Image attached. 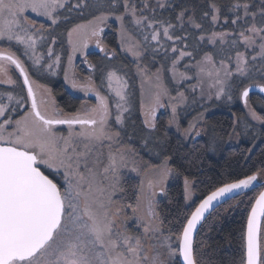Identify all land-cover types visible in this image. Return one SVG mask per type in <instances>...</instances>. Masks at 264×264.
I'll return each instance as SVG.
<instances>
[{
  "label": "snow or ice",
  "instance_id": "obj_1",
  "mask_svg": "<svg viewBox=\"0 0 264 264\" xmlns=\"http://www.w3.org/2000/svg\"><path fill=\"white\" fill-rule=\"evenodd\" d=\"M156 7L164 8L165 3L158 0ZM200 7L199 17L195 9L187 7L175 16L181 28L187 23L201 33L195 38L192 51L185 50L189 46L184 43L187 36L175 35L176 25L170 20L144 14L145 10L155 12L148 0H140L139 5L136 0H0V41L23 45L22 55L38 70L53 72L61 67V56L52 47L39 52L38 43L45 41L46 29L43 24L37 26L36 21H30L26 13L46 17L49 27H53L59 26L62 19L69 20L61 9L68 13L90 9V20L67 30L71 47L67 62L73 67L79 54L90 69H95L97 65L88 59L90 43L94 42L103 59H117L116 50L104 43L105 29L111 28L110 21H114L120 48L135 58L137 72L151 84L145 102L144 80L141 81V131L147 133L139 137L142 147L153 140L160 108L170 107L167 123L178 132L181 129L177 112L187 97L179 90L171 95L164 84L166 71L179 82L193 79L188 72L194 70L197 83L191 86L193 92L199 87L201 97L207 94L210 101L242 103L246 116L264 124V116L250 103L254 88L264 93V0L259 5L253 0H232L223 6L217 0H205ZM224 8L231 17L223 12ZM221 15L233 30L206 33L203 22L210 18L211 24L216 25ZM137 35L143 39H137ZM162 40L172 42L171 67L162 64L150 73L139 61L150 42L156 44L152 48L155 60L165 47ZM202 42L213 46L219 43L220 47L205 51ZM51 43H56L54 36ZM225 44L227 48L223 47ZM164 55L167 59V50ZM185 58L195 63L184 65L185 70L180 71L178 66ZM12 66L19 70L22 82L9 74ZM124 67H102L101 87L109 95L103 94L91 77L85 85L70 80L72 88H80L86 94L94 92L96 103L66 113L54 99L38 100L42 86L30 79L24 62L10 46L0 47V84L13 86L0 99V264H209L203 255L204 241L198 239L208 216L229 199L235 201L229 208H240L244 201L239 197L246 195L244 190L255 188L261 190L246 205L250 210L242 226L239 264H264V169L243 178L227 177L196 203L195 178L170 167L168 156L158 164L145 160L128 135L133 93ZM65 79L69 80L68 69ZM43 91L50 96V89ZM25 105L28 107L20 114L19 109ZM207 111L205 108L188 122L182 132L184 138L210 132L211 144H215L216 129L206 120ZM242 122L246 128L251 127L246 119ZM240 123L239 118L234 120L230 137L236 135ZM195 152L193 148L194 158ZM129 173L139 178L135 203L122 202ZM181 177L187 211L166 225L157 211L155 197L165 193L170 178ZM258 179L259 183H254ZM118 194L120 200L115 199Z\"/></svg>",
  "mask_w": 264,
  "mask_h": 264
},
{
  "label": "trees",
  "instance_id": "obj_2",
  "mask_svg": "<svg viewBox=\"0 0 264 264\" xmlns=\"http://www.w3.org/2000/svg\"><path fill=\"white\" fill-rule=\"evenodd\" d=\"M137 4H140V0H136ZM165 3L164 8L156 7L158 0H148V3L152 8H155V12L152 13L145 10V15H154L156 19L170 20L175 28V35L187 36L184 41L189 46L185 49L186 51H192V46L195 43V38L201 35L199 30L192 29L187 23L181 28L179 23L175 20V16L181 11L182 8L187 7L190 10L195 9V14L199 17L202 14L200 5L205 3V0H162ZM219 4L227 5L232 0H217ZM254 3L259 5L260 0H253ZM206 10V9H203ZM256 10V9H253ZM223 12L231 17V13L227 12L224 8ZM62 15H67L69 20H61L59 26L49 27L47 24L45 27L48 28L51 33V37L56 38V49L61 50L63 58H67L70 45L67 42V30L75 24L86 23L92 18V10L85 9L82 12L73 10L68 13L63 10ZM191 14V12H190ZM204 28L206 33L211 31H232L233 26L228 23L225 24L224 15H221L220 22L216 25H212L210 18L204 22ZM112 27L106 33V43L109 48L116 50L117 59L109 61L103 59V55L94 50L89 53L88 59L91 63L96 64L97 68L94 69L96 82L99 84L102 77V67L109 64H116L119 66H125L129 83L132 89V110L127 120V133L130 134L135 140L136 144H140L139 137L142 134V118L140 112V99L141 77L136 70V63L134 57L125 52L120 48L118 42V35L115 31L117 25L114 21H110ZM188 33L193 35L188 36ZM49 38V39H50ZM142 40V36L137 37ZM1 45V44H0ZM177 47H183V44H177ZM201 47L205 51H213L214 47H220L219 43L216 46L207 44L206 42L201 43ZM223 47L227 48L225 44ZM168 51V58H165V51ZM243 51L244 49H240ZM250 51V50H249ZM234 54V53H233ZM178 55V53H177ZM153 53L151 49L145 53L144 57L139 61L142 66H146L150 71L156 70L162 64L168 65V59L172 57L170 51V45L166 46V49H160L156 54L155 60L152 59ZM189 59V58H187ZM196 59H199L197 56ZM81 64L78 62L77 67ZM65 63L62 62L61 73L57 77L53 76L48 72H42L37 79L39 82L48 85L52 88L53 94L58 102V105L66 112H76L83 100L85 99L80 93L73 92L66 86L64 78V67ZM87 70L85 65L79 68L80 76H84ZM164 81L172 89L173 96L176 95L177 90L184 89L183 86H178L171 82L169 77V71L164 72ZM83 82L87 83L86 80ZM96 83V86L98 85ZM101 84V83H100ZM13 89L12 87H10ZM5 86H0V89L10 90ZM19 92V89H16ZM250 103L256 109L257 113L264 116V94L254 92L250 94ZM210 111L205 116L206 120L210 125L214 126L216 131L215 144H211V133L205 132L204 137L197 141L186 140L181 135L177 134L174 130L169 131L166 123L169 119L168 114L159 119L157 135L154 138L155 143L149 144L144 147V151L150 155L152 150L160 154V157H170V165L174 169H179L184 175L194 177L196 180L195 188L193 189L194 196L193 200L198 203L204 195L214 190L216 186H219L221 181H224L227 177L243 178V175H250L260 169H264V124L259 121L252 120L250 116H246L247 109L244 108L242 103L233 102L226 103L223 100H213L211 104L206 105ZM189 110V109H188ZM194 110H198V107H194ZM171 113V112H170ZM196 113V112H195ZM189 116H192L190 114ZM237 118L240 119V126L235 129L236 135L229 136L228 134L233 131V122ZM247 120L251 127H245L243 120ZM135 133V134H134ZM129 135V136H130ZM157 141V143H156ZM134 143V142H133ZM152 145V146H151ZM195 148V158L193 157L192 150ZM251 149V151H249ZM143 151V153H145ZM152 156V155H151ZM155 157V156H154ZM153 157V158H154ZM131 184L125 185V197L123 203H131L129 194L134 195ZM261 189L255 188L249 190L246 195L239 197L244 201V205L240 208H229V205L235 204L234 200H229L227 203L222 204L208 217L204 227L200 230L198 239L204 241L203 255L204 259L209 264H232L236 261L239 264L240 257L242 255V244L241 239L242 226L246 223L247 210L246 205L248 204L249 198H254L258 195ZM132 197V196H131ZM129 199V200H128ZM185 201L183 199V178H179L174 183L169 185L166 190L165 197L160 200L158 204V212L161 217L164 218L165 224L169 225L170 221H174L176 217L181 215L187 209L184 207ZM227 210V211H226Z\"/></svg>",
  "mask_w": 264,
  "mask_h": 264
},
{
  "label": "rangeland",
  "instance_id": "obj_3",
  "mask_svg": "<svg viewBox=\"0 0 264 264\" xmlns=\"http://www.w3.org/2000/svg\"><path fill=\"white\" fill-rule=\"evenodd\" d=\"M70 3H75V0H70ZM61 13L63 12V9H61V10H59ZM26 15L28 16V18H29V20L30 21H36V23H37V26H39L40 24H43L44 26H46L47 24H50V21L46 18V17H43V16H38L37 14H35V13H32L31 11H28L27 13H26ZM37 18V19H36ZM41 18V19H40ZM45 29H46V33H45V41H43V42H39L38 43V50H39V52H41V53H43V52H46V50H47V47H52L54 50H55V52L56 51H58V52H56L57 54H59L60 56H61V61L62 62H64L65 63V68H64V71H65V69H68V76H69V80H66L65 79V81H66V83H67V85L69 86V88L71 89V90H73V91H75L76 93H80L81 95H84L85 96V99L83 100V102H82V104L80 105V107H79V109L81 108V106L82 105H84V104H87V105H89V106H91V105H93V104H95L96 103V101L95 100H93L92 98H94L95 97V93L94 92H90V93H85L84 91H82L80 88H72V86H71V83L69 82L70 80H72V79H75L76 80V82L78 83V84H80V85H85L86 83L85 82H83V80H86V81H88V78L89 77H91V79H92V81L95 83V85H96V77H95V71H94V69H90L89 67H88V65L87 64H85L84 62H83V58L79 55V54H77L76 55V57H75V59H74V61H73V67H69L68 66V62H67V58H63V54H62V51L61 50H57L56 49V47H55V45L57 44V43H55V44H52L51 43V38H50V36H51V33L49 32V30H48V28L47 27H45ZM110 28H106L105 29V39H104V43L107 45V46H109L107 43H106V33H108V30H109ZM137 37H139V35H137ZM50 38V39H49ZM75 38V37H74ZM143 39V38H142ZM118 42H119V39H118ZM13 43V46H15L16 48L17 47H20L21 48V50H22V52L24 51V46L23 45H20V44H17L15 41H13L12 42ZM162 43H164L165 44V47H163V48H161L162 50L163 49H166V46L167 45H171L172 44V42L171 41H164V40H162ZM15 44V45H14ZM12 45V44H11ZM11 45H10V47H11ZM9 47V46H8ZM154 47H156V44H155V42H150V46H149V48L151 49V53H152V48H154ZM70 49V51H69V53L71 52V47L69 48ZM110 49H113V48H110ZM11 50L12 51H14V52H16V50H14L12 47H11ZM90 50H97L98 51V49H96L95 48V46H94V42L93 43H90V45H89V48H88V53H90L91 51ZM17 53V52H16ZM102 54V53H101ZM18 55V54H17ZM103 55V54H102ZM20 56V55H19ZM24 57V59L26 60V62L27 63H25L26 64V67H27V69H28V71H29V74L31 75V77H30V79L31 80H33V81H35L36 82V84H38V85H40V86H42V88L41 89H38V100H40V99H45V100H49V99H54L55 100V96H54V94H53V91H52V88L51 87H49L48 85H46V84H43V83H41V82H39V80L37 79V75L39 76L40 74H42V72H48V73H50V74H57V71L58 70H60V68H57V69H55L53 72H50V71H48V70H46V68L45 69H42V70H38V68L36 67V66H34L33 64H32V61L30 60V59H28L27 57H25V56H23ZM68 57V56H67ZM20 58L22 59V57L20 56ZM172 58H174L173 57V55H172V57L170 56V59H168L167 61H168V68H170L171 67V59ZM52 59H54V57L52 58ZM45 60L48 62V63H50L51 62V60L50 59H48L47 57H45ZM81 61V64L77 67V65H78V62H80ZM90 61V60H89ZM189 63H195V61L194 60H190V59H187V58H185L181 63H180V65L178 66L179 67V70L180 71H184L185 69H184V65H187V64H189ZM85 65V67H86V70H87V72H86V74H84L85 75V77L83 76H80V73H78L79 72V68L81 67V66H84ZM160 68V67H159ZM157 70V69H156ZM156 70H149L150 71V73H154V72H156ZM125 71V70H124ZM126 72V71H125ZM128 74V73H127ZM34 77H33V76ZM140 75V74H139ZM188 75L189 76H193V79H191V80H187V81H179V82H177L176 80H173L172 79V74H171V72L169 71V77H170V80H171V82H173V83H175L176 85H180V86H183V88L184 89H180V91H183V92H185V95H186V97H187V101L184 103V104H181L179 107H178V109L179 108H181L182 106H183V108H185V111H184V109H182L181 111H184V113H186V115L183 117V119H188L187 120V122L184 124L182 121H181V116L182 115H178V118L180 119V122L183 124H181V129H180V131H179V133H181L182 134V132H183V129L184 128H186L187 126H188V122L189 121H191L195 116H197V114L198 113H200V112H203L204 111V109L205 108H207L208 109V111H210V109L206 106L207 104H211V102L214 100H208V98H207V94H205L204 95V97L202 98L201 97V91H200V88L198 87L196 90H195V92H193L192 91V88H191V86L192 85H194V84H196L197 83V80H196V78H195V76H194V70H191V71H189L188 72ZM56 76V75H55ZM141 77V76H140ZM64 78H65V73H64ZM163 78H164V73H163ZM144 80V88H143V92H144V95H143V99L145 100V102H147V99H148V90H149V88L151 87V84L148 82V80L147 79H145V78H142L141 77V80ZM99 82L101 83V81L99 80ZM98 84L97 85V87H99V89H100V91L103 93V94H105V95H109V93L107 92V89L106 88H104V87H101V84ZM164 84H165V86H167L168 87V89H169V91H170V93H171V95H174L172 92V89H170V87L166 84V81H164ZM140 86H141V82H140ZM12 88H13V86H12ZM204 88H205V93H207V84H205L204 85ZM43 89H50L51 91H50V96H49V94L47 93V92H45V91H43ZM8 91H12V89L10 88V90H8ZM4 91L3 90H1L0 89V99H3V96H2V93H3ZM16 92H18L17 90H16ZM15 94V93H14ZM24 94H25V91H24ZM141 99H142V97H141ZM141 99H140V104H141ZM56 101V100H55ZM217 101H221V100H217ZM164 102L165 103H167V97H165L164 98ZM56 104H57V101H56ZM57 106L59 107V108H61L58 104H57ZM132 106H133V103H132ZM132 106H131V110H132ZM198 107V110H194V107ZM27 108V105H25L24 107H22V108H20L19 109V112H20V114H23V112H21L22 110L24 111L25 109ZM187 108V109H186ZM62 109V108H61ZM189 109V110H188ZM169 110H171V108L170 107H165V108H160V109H158V111H157V118L159 117V116H161V117H163V115L165 116L166 114H168V116H169V118H170V116H171V113H170V111ZM207 111V112H208ZM66 112V111H65ZM140 112H141V110H140ZM196 112V113H195ZM207 112H205V116L207 115ZM72 113H74V112H72ZM166 113V114H165ZM189 113V114H188ZM141 114H142V112H141ZM190 114H192V116H189ZM143 119H144V117H143V114H142V121H143ZM157 121H158V119H157ZM186 121V120H185ZM167 122H168V120H167ZM113 123H114V121H113ZM168 124V123H167ZM184 125H185V127H184ZM167 126H169V125H167ZM58 128H61V127H58ZM65 128H66V126H65ZM65 128H61V129H65ZM169 128H172V129H174L175 131H177V129H176V127L173 125V126H169ZM178 132V131H177ZM204 134V133H203ZM202 134V135H203ZM130 135V134H129ZM131 136V135H130ZM132 137V136H131ZM133 138V137H132ZM193 138H197V137H195V135L193 134ZM186 139H189V138H186ZM132 142H134V145L137 147V149H138V151L140 152V154H141V156L145 159V160H150L153 164H158L162 159H163V157L161 158L160 157V154L159 153H156L155 152V150H154V152L152 151V150H149V152H151L150 153V155L149 154H147L145 151H144V147H142L140 144H136V142H135V140H132ZM156 143H157V141H156ZM143 151L145 152V153H143ZM152 155V156H151ZM155 156V157H154ZM154 157V158H153ZM169 166L170 167H172L170 164H169ZM173 168V167H172ZM137 176L135 173H129V176ZM137 179H138V181H139V178L137 177ZM176 180H178V179H174V178H170L169 179V181L167 182V184H166V186H165V193H166V190L168 189V187H169V185H171L172 183H174ZM158 191V190H157ZM165 193H164V195L162 196V194H159L158 193V195L155 197V203H156V207H157V211H158V204H159V202H160V200H162L164 197H165ZM162 197H161V196ZM115 199H117V200H120V198H119V194L115 197Z\"/></svg>",
  "mask_w": 264,
  "mask_h": 264
},
{
  "label": "flooded vegetation",
  "instance_id": "obj_4",
  "mask_svg": "<svg viewBox=\"0 0 264 264\" xmlns=\"http://www.w3.org/2000/svg\"><path fill=\"white\" fill-rule=\"evenodd\" d=\"M37 19V18H36ZM41 19V18H40ZM0 47H8V46H10L11 44V47L14 49V50H16V52H17V54L18 55H20L21 57H22V61L24 62V64L25 63H27L26 62V60L24 59V57H23V55H22V50H21V48L20 47H15V46H13V43L12 42H10V44L8 43V42H4V41H0ZM15 45V44H14ZM91 52L92 51H94V50H90ZM56 52H58V51H56ZM62 65V64H61ZM25 66H26V64H25ZM65 67V66H64ZM27 68V67H26ZM61 69L62 68H60V70H58L57 71V74H52L53 76H55V77H57V75L59 74V72L61 73ZM64 73H65V71H64ZM9 74L10 75H12L13 76V78L14 79H19L21 82H22V77H20L19 76V70H17V69H15L14 68V66H12L11 68H10V72H9ZM29 76L31 77V75L29 74ZM33 76V75H32ZM34 77V76H33ZM65 83H66V81H65ZM0 86H5V87H8V88H10V87H12L11 85H4V84H0ZM66 86L69 88V86L67 85V83H66ZM99 88V87H98ZM24 91H25V94H26V89H24ZM73 91V90H72ZM73 92H75V91H73ZM254 93V92H253ZM250 94H252V93H250ZM84 96V95H83ZM55 98V97H54ZM84 98H85V96H84ZM93 100H95V97L94 98H92ZM55 100H56V98H55ZM57 101V100H56ZM96 101V100H95ZM57 104H58V102H57ZM27 107H28V105H27ZM182 109H184V111H185V108H183V106L181 107V108H179L178 109V112H177V114L178 115H182L181 116V121L185 124L186 122H187V120L188 119H183V117L186 115V113H184V111H181ZM187 109V108H186ZM170 112H171V110H169ZM21 112H23V110L21 111ZM66 113H70V112H66ZM72 113V112H71ZM166 114V113H165ZM189 114V113H188ZM141 116V118H142V114L140 115ZM161 118V116H159L157 119H158V121H157V123L159 122V119ZM169 120V119H168ZM186 120V121H185ZM182 124V123H181ZM168 124L166 123V126H167ZM183 125V124H182ZM57 127H61V128H65V126H57ZM184 127H185V125H184ZM158 128V127H157ZM167 128H169V126H167ZM172 130H174V129H172V128H169V131H172ZM126 131H127V128H126ZM175 131V130H174ZM177 134H179V135H181L182 136V134L181 133H179V132H177V131H175ZM156 135H157V129H156V131L152 134V137H153V140H152V142L153 143H155V137H156ZM204 135H205V132H204V134L201 136V137H197V138H193V137H191V138H189V139H186V140H193V141H197V140H199V139H201L202 137H204ZM183 137V136H182ZM184 138V137H183ZM151 142V143H152ZM150 143V144H151ZM138 145V144H137ZM152 146V145H151ZM127 184H131L132 185V188L131 189H133V192H134V194H135V192H136V190H137V185L139 184V181H138V179H137V176H129V178H128V180H127V182L123 185V187H124V189H125V185H127ZM125 191H126V189H125ZM166 194V193H165ZM125 192L122 194V196H123V198L125 197ZM164 194H162V196H163ZM128 196H130V199L131 200H129V201H132L131 203H135V195H131V194H129ZM132 196V197H131ZM161 196V195H160ZM161 196V197H162ZM119 198L121 199V194H119ZM124 200V199H123ZM123 202V201H122ZM131 226V225H130Z\"/></svg>",
  "mask_w": 264,
  "mask_h": 264
},
{
  "label": "water",
  "instance_id": "obj_5",
  "mask_svg": "<svg viewBox=\"0 0 264 264\" xmlns=\"http://www.w3.org/2000/svg\"><path fill=\"white\" fill-rule=\"evenodd\" d=\"M253 92H259V90L254 88V89L252 90L251 93H253ZM259 93H260V92H259ZM262 94H264V93H262ZM254 183H259V179H258L257 182H254ZM247 191H249V189H245V190H244V192H247ZM229 200H231V199H229ZM229 200H228V201H229ZM216 209H217V208H216ZM216 209H215V210H216ZM215 210H214V211H215ZM214 211H213V212H214ZM206 215H207V214H206ZM208 217H209V216H208Z\"/></svg>",
  "mask_w": 264,
  "mask_h": 264
}]
</instances>
